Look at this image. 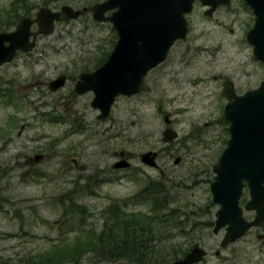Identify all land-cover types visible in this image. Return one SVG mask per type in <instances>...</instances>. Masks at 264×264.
<instances>
[{
  "label": "rangeland",
  "instance_id": "1",
  "mask_svg": "<svg viewBox=\"0 0 264 264\" xmlns=\"http://www.w3.org/2000/svg\"><path fill=\"white\" fill-rule=\"evenodd\" d=\"M99 1L0 0V27L10 24L6 30L12 29L19 17L34 16L40 6L59 10L62 4L81 8ZM204 9L194 2L186 16L185 39L176 41L166 59L147 73L136 95L115 99L107 118H97L91 91L79 95L72 89L79 73L100 65L116 39L111 23L94 21L90 12L57 22L54 32L39 36L31 51L0 66V264H33L51 245L73 243L82 228L98 230L111 202L129 211L149 210L145 201L129 197L150 180L167 186L180 212L181 226L163 232L156 247L160 254L198 243L207 250L208 264H264V223L220 247L224 229L212 232L217 205L209 191L212 165L228 138L222 83L232 79L236 93H242L264 78V64L254 59L245 40L253 15L240 0L211 17ZM61 73L68 77L65 85L49 91L47 82ZM41 110L70 122L45 121ZM165 114L178 133L169 143L161 139ZM120 150L129 153L127 170L111 166L114 151ZM147 150L158 151L157 168L140 162L139 154ZM35 153H43L45 160L29 162ZM92 172L112 179L91 188L95 177L84 182L82 176ZM66 195H72L70 201ZM74 203L83 209V218L69 220L64 210L75 208ZM243 214L253 216L252 211ZM79 264L127 262L94 261L83 254Z\"/></svg>",
  "mask_w": 264,
  "mask_h": 264
},
{
  "label": "water",
  "instance_id": "2",
  "mask_svg": "<svg viewBox=\"0 0 264 264\" xmlns=\"http://www.w3.org/2000/svg\"><path fill=\"white\" fill-rule=\"evenodd\" d=\"M209 8L205 14L211 16L220 4L229 0H200ZM193 0H104L91 6L96 21L109 20L118 33V39L106 61L93 72H84L75 83L74 90L83 93L94 92L91 105L100 110L99 117L109 114L111 104L119 94L133 95L138 92L147 71L163 61L176 39L184 38L187 22L184 14L191 11ZM253 8L255 24L247 33V41L253 46V54L264 62V0H245ZM110 15L105 16L106 11ZM86 8L74 9L62 5L66 18H77ZM60 12L42 6L34 19L21 18L15 29L0 31V65L9 62L17 50L27 51L35 44L38 34H51ZM36 22L38 29L30 31ZM33 39L30 41V36ZM65 82L59 75L49 82V88L56 90ZM222 94L228 102L224 107L229 120L230 137L218 162L213 166L216 173L210 184L212 200L220 206L215 212L213 232L226 226L221 246L240 237L251 226L264 222V80L259 86L247 90L243 95L235 94L231 81H225ZM164 121L170 123L168 115ZM177 132L170 126L162 131V140L171 142ZM155 151L140 155L141 161L156 166ZM39 156L36 157V160ZM179 158L175 159V163ZM120 161L115 166H127ZM247 182L249 199L244 207L255 210L254 218L247 221L239 206L243 181ZM206 252L198 244L187 254L169 264H193L203 259Z\"/></svg>",
  "mask_w": 264,
  "mask_h": 264
},
{
  "label": "trees",
  "instance_id": "3",
  "mask_svg": "<svg viewBox=\"0 0 264 264\" xmlns=\"http://www.w3.org/2000/svg\"><path fill=\"white\" fill-rule=\"evenodd\" d=\"M22 9L27 11L26 8ZM9 25L1 26L0 30ZM166 189L167 186L162 181L150 180L134 195L135 200L148 204L147 212H125L120 206L111 204L103 212V222L97 232L78 234L71 244L64 241L55 243L32 263L79 264L83 254H89L94 261L121 260L137 264H166L178 258L191 245L163 254L156 248L163 232L181 226L178 221L180 212L173 205L174 200L169 199ZM75 213L81 214L78 209H73L69 216ZM211 224L212 221L208 223Z\"/></svg>",
  "mask_w": 264,
  "mask_h": 264
},
{
  "label": "flooded vegetation",
  "instance_id": "4",
  "mask_svg": "<svg viewBox=\"0 0 264 264\" xmlns=\"http://www.w3.org/2000/svg\"><path fill=\"white\" fill-rule=\"evenodd\" d=\"M97 118L99 119V117H98V114H97ZM21 133H19V135H20ZM124 152V154H123V152ZM119 154L122 156V157H125V158H127V159H129V157H127V155H129V153H125V151L124 150H122ZM35 154H40V162H42V161H44L45 160V158H46V156H44V154L43 153H35ZM34 154V155H35ZM33 155V156H34ZM124 155V156H123ZM33 156L32 157H29L28 158V161L29 162H32V163H34L33 162ZM114 157L116 158L117 156H115V154H114ZM39 162V163H40ZM76 162H77V160L76 159H73V163L74 164H76ZM39 163H36V164H39ZM35 164V163H34ZM94 170H96V168H94ZM73 195V194H72ZM72 195H66L67 197H66V199H68V198H70V196H72ZM199 264H203V262H201V263H199Z\"/></svg>",
  "mask_w": 264,
  "mask_h": 264
}]
</instances>
